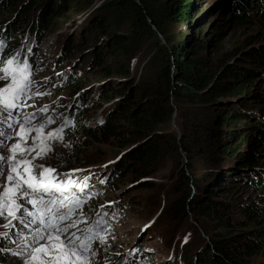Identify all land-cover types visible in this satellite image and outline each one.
<instances>
[{
	"label": "rangeland",
	"instance_id": "rangeland-1",
	"mask_svg": "<svg viewBox=\"0 0 264 264\" xmlns=\"http://www.w3.org/2000/svg\"><path fill=\"white\" fill-rule=\"evenodd\" d=\"M6 1L0 0L2 10L0 27H11L10 34H15L12 41L22 43L34 54L38 52L31 59L33 64L29 71L33 83L29 90L30 98L26 99L28 106L14 110L13 119L22 122L27 114L34 113L36 120L33 123L39 124L50 117L53 123L45 129L47 132L64 127L65 119L60 114L62 110L67 112L72 110L73 114L78 115L83 110L81 103H85L88 112L81 115L80 125H88L96 134L102 120L110 112L121 102H129L123 99L125 94L132 92L130 100L138 102L139 108L141 104L142 108L137 114H143L145 109L149 108L150 87L163 65L160 53L167 47V37L176 36L179 31V27L167 18L165 9L167 0H150V8L154 9L160 22L159 29L151 22L149 28H138L132 22L133 17L130 14L125 12L115 14L117 20L115 32L129 37L131 48L129 53L121 58L129 69L128 75L121 74L115 67L116 58L113 54L108 51L100 53L105 61L103 67L112 71L110 79H101L103 68L94 55L98 41L94 40V30H89V21L93 14L91 10L86 9L78 13L73 8L67 12L68 8L60 7L59 12L52 17L50 31L34 30L35 17H30L23 31L16 32L21 25V18L17 15L20 8H12L13 6L9 4L5 9ZM45 1L42 0L44 2L40 10L42 13L48 9ZM107 1L110 0H95L94 8ZM231 1L197 0V15L193 23L199 22L203 17L204 20L190 30L205 37L209 30L215 28L216 41H213L204 52L215 66L221 61L242 64L244 60L241 62L236 60L243 51L264 49V0H261L260 5L258 3L259 6L252 12L237 17L229 8L228 3ZM37 13L36 11L34 16H37ZM240 20L241 24L237 22ZM96 37L106 38V35L98 32ZM7 58L3 52L0 53V68L4 66V60ZM39 60L45 61V66ZM246 66L256 71L257 83L254 89L248 88L251 91L250 95L264 96V67L249 63ZM105 82L112 84L113 88L108 87L103 92L100 88L107 86ZM5 83L6 81H0V87ZM119 83L123 86H119ZM98 90L101 91L99 95ZM136 90H139L140 94L136 95ZM116 92L120 94L113 98L112 102L101 100L105 96L115 95ZM237 100L231 99L233 104H237V108L224 106V110L219 114L221 117L224 116V120L234 114L242 115L240 121L230 123V126H236L238 138L228 146L233 149L240 139L246 138L249 134V140L244 142L241 151L263 153L264 145L253 146L254 142L261 139L262 132L253 131V128H261L259 123L264 122V115L261 113L263 106L249 105L247 101ZM44 107H47L48 111L40 113V109ZM171 111L172 115L167 125L159 129L164 137L161 143V156L150 169L142 168L139 175L133 170L125 178L118 175L116 179L107 182L106 178L112 172V164L121 156L119 143L105 140L98 135L87 136L82 130L77 129L78 125L73 122L68 129L75 131L77 147L68 144L65 137L67 130L64 128L61 133L63 141L54 142V150L43 160L34 161L55 169L53 175L59 174L61 180L65 178L64 174L71 173L74 180L79 179L82 183L87 178V183H90L89 191H83L78 197L82 199L81 206L86 219V223H81L79 227L81 229L94 227L105 239L104 244H100L98 239L93 241L92 248L97 255L92 259V264H210V256L207 253L210 242L213 237L225 233L224 228L217 231L220 223L196 216L195 213H190L187 219L175 217L173 204L182 196L180 187L186 165H189L188 173L191 172L198 182L206 180L203 188H207L211 183L209 176L212 172L229 170L233 166L229 165L230 162L224 163V158L219 156L218 165L213 169L210 155L198 157L197 150H195L197 155L193 154L188 160L180 150V141L186 137V143L193 144L189 137H192L190 123L194 122L191 120L194 109L186 99H183L174 100ZM3 119L4 117L0 116V120ZM0 131L11 133L12 129H8L6 123H0ZM16 139L13 134L12 140L3 142L10 147ZM0 140H3V137H0ZM176 141H179V144H176ZM28 143L31 144L30 139ZM64 144L69 147H65ZM0 155L8 156L10 153L7 148H0ZM257 162L264 182V158L259 157ZM130 166L128 163L127 167ZM7 173L8 167L5 165L4 174L0 175V186L5 183ZM98 175L103 179H98ZM114 183L116 185L112 187ZM238 184L241 185L239 189L231 188V184H222L224 186L219 187V198L228 209L224 217L234 225V229L256 232L257 241L263 247V252L253 257L248 264H264V232L261 235L258 233L261 229L264 230V190L247 188L240 181ZM71 194H75V191L72 190ZM22 203L30 207L26 201ZM242 207H249L254 213L253 221L241 211ZM5 222L0 218V233L8 234V238L0 237V257H6L2 262L23 264L22 259L11 255L10 252L18 250L16 242L28 236L35 225L25 226L16 220L13 221L14 227L5 229L2 227ZM143 257L146 261H143Z\"/></svg>",
	"mask_w": 264,
	"mask_h": 264
},
{
	"label": "trees",
	"instance_id": "trees-1",
	"mask_svg": "<svg viewBox=\"0 0 264 264\" xmlns=\"http://www.w3.org/2000/svg\"><path fill=\"white\" fill-rule=\"evenodd\" d=\"M46 2L48 9L44 13L40 11L44 3L42 0H7L4 8L6 9L9 4L13 6L12 8H20L17 15L21 18V25L16 32L23 31V27L30 17H35L33 20L34 30L50 31L52 17L59 12L60 7L68 8L67 12L73 8L78 13L86 9L91 10L93 14L89 21V30H94V40L98 41L94 55L97 56L99 64L103 68L101 79H110L109 76L112 74L110 68L103 67L105 61L100 53L103 54L106 51L116 58L114 59L116 61L115 67L120 73L129 74V69L121 58L129 53L131 41L126 35L115 32L117 26L116 13L130 14L133 17L132 22L141 29L149 28L150 22L157 29L160 26L154 9L150 8V0H110L98 8H94L95 0H46ZM259 2L261 0H232L228 5L231 13L237 17L252 12L254 8L260 5ZM197 8V0L195 2L193 0H167L165 4L167 18L179 27V31L176 36L167 37V47H164L160 53L163 65L156 78L153 79L148 100L149 108L145 109L143 114H137L142 106L140 104L141 108H139L138 102L130 100L132 92L124 95L125 98L123 99H127L128 103H118V107L102 120L101 127L96 134L88 125H80L81 115L88 112L85 103H81L83 110L78 115L73 114L72 110L68 112L62 110L60 114L65 120H70L78 125L77 129L82 130L87 136L98 135L105 140H113L119 143L121 156L115 164H112V172L106 178V181L110 182L116 179L118 175L125 178L133 170L135 174L139 175L142 168H151L161 156V143L164 141V137H162L159 129L167 125L168 119L172 115V111L170 112L172 102L186 99L194 109L191 117L194 122L193 124L190 123L192 137H189L193 144L186 143V137L181 139L180 150L182 153L188 160L193 157V154H196L195 150L198 151V157H203L205 154L210 155L213 169L218 165L217 159L221 156L225 160L224 163L230 162L229 165L233 167L229 170L212 172L209 176L210 179L207 178L211 183L207 188H203L206 185V180L201 181L202 183L198 182V179H195L191 172L188 173L189 165H186L183 170L186 173L183 172L182 186L180 187L182 196L173 204L175 207L174 215L187 219L190 213H195L196 216L210 219L217 224L220 223L217 231L224 228L225 233L213 237L210 242V248L207 252L210 256V264H248L253 257L263 252V247L258 243L255 231L234 229V225L224 217L228 209L219 198V187L231 184V188L239 189L241 185L238 182L240 181L247 188L264 190L263 174L260 173L261 169H259L257 162L259 157L264 158V150L263 153H252L250 150L241 151L244 142L249 140V134L246 138L240 139L233 149H230L228 144H232V141L234 142L238 138L236 126H230V123L240 121L242 115L229 113L232 116L224 120V116L221 117L219 114L224 110V106L237 108V104H233L231 99H239L247 101L249 105L263 106L261 113L264 115V96L250 95L251 91L248 89L249 87L254 89L256 86V71H252L246 66L249 63L264 67V49L254 48L243 51L236 60L239 62L244 60L245 62L242 64L221 61L215 66L204 53L211 43L216 41V37H214L216 35L215 28L209 30L205 37L196 35L190 30L191 27L204 20L203 17L199 22L193 23L197 15ZM36 11L38 12L37 16H34ZM0 14H2L1 9ZM237 22L242 23L241 20ZM10 32L11 27H0V42L3 43L2 52L8 58L15 57L20 63H23L26 58L30 65L29 70L32 69L31 59L38 52L34 54L22 43L12 41L15 34H10ZM98 32L106 35V38L97 39ZM71 45L69 42V46ZM39 62L45 66V61L39 60ZM105 83L107 86L100 88L103 92L108 87L113 88L112 84ZM119 86L122 87L123 84L119 83ZM100 90L97 91V95L101 92ZM138 93L140 94L139 90H136L135 94ZM118 94L120 93L116 92L111 97L104 95L105 97L101 100L110 103ZM225 114L228 115V113ZM70 124L66 127L63 125L67 130L65 137L70 146L77 147L78 140L74 135L75 131L68 129ZM259 124L261 128L254 127L253 131L258 130L262 132V135L261 139L253 143L254 147L264 145V122ZM175 143L179 144V141ZM128 163L131 165L129 168L127 167ZM98 177V179L101 178L100 175ZM75 181L77 184H81L79 179H75ZM115 185V183L112 184V187ZM72 188H75L76 193H70L72 190L70 185L68 195L79 197L83 191H89L90 183H87V187L83 191L80 189L77 191L75 186ZM80 200L82 201V199ZM241 211L248 215L252 221L255 219L254 213L249 207H242ZM263 232L264 230L261 229L258 233L261 235ZM2 257H0V264H5L2 261L6 260V257L3 259ZM143 261H146L145 257H143Z\"/></svg>",
	"mask_w": 264,
	"mask_h": 264
},
{
	"label": "snow or ice",
	"instance_id": "snow-or-ice-1",
	"mask_svg": "<svg viewBox=\"0 0 264 264\" xmlns=\"http://www.w3.org/2000/svg\"><path fill=\"white\" fill-rule=\"evenodd\" d=\"M2 50L3 43L0 42V53ZM29 68L26 58L20 63L15 57L4 60V66L0 68V81H6L0 87V116L4 117L0 123H6L7 128L12 129L11 133L0 131V137H3L0 148H7L10 153L8 156L0 155V175L4 174L5 165L8 167L5 183L0 186V218L6 221L2 227H14L13 221L16 220L25 226L35 225L28 236L16 242L18 250L10 254L22 259L23 264H92L97 255L92 243L98 239L100 244H104V235L91 226L86 229L79 227L86 223L82 201L67 194L70 185L83 191L87 187V178L77 184L72 174L67 173L61 180L59 174L53 175L55 169L34 163L54 150V142L63 141L61 133L64 127L45 132L53 120L49 117L35 124L34 113L22 122L13 119L14 110L28 106L26 99L30 98L29 90L33 83ZM40 111L47 112L48 109L44 107ZM70 123V120H65L64 126ZM13 134L17 139L9 147L3 141L12 140ZM64 146L69 147L67 144ZM0 237L8 238V234L0 233Z\"/></svg>",
	"mask_w": 264,
	"mask_h": 264
},
{
	"label": "bare ground",
	"instance_id": "bare-ground-1",
	"mask_svg": "<svg viewBox=\"0 0 264 264\" xmlns=\"http://www.w3.org/2000/svg\"><path fill=\"white\" fill-rule=\"evenodd\" d=\"M72 113H73V111H72ZM27 115H28V114H27ZM27 115H26V116H27Z\"/></svg>",
	"mask_w": 264,
	"mask_h": 264
},
{
	"label": "water",
	"instance_id": "water-1",
	"mask_svg": "<svg viewBox=\"0 0 264 264\" xmlns=\"http://www.w3.org/2000/svg\"><path fill=\"white\" fill-rule=\"evenodd\" d=\"M222 165V164H221Z\"/></svg>",
	"mask_w": 264,
	"mask_h": 264
}]
</instances>
